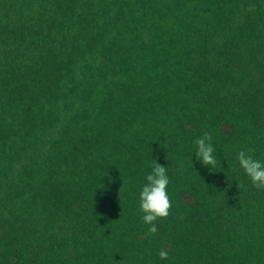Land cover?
Segmentation results:
<instances>
[{"label": "trees", "instance_id": "16d2710c", "mask_svg": "<svg viewBox=\"0 0 264 264\" xmlns=\"http://www.w3.org/2000/svg\"><path fill=\"white\" fill-rule=\"evenodd\" d=\"M248 148L264 162V0H0V264H264Z\"/></svg>", "mask_w": 264, "mask_h": 264}, {"label": "clouds", "instance_id": "9594fccd", "mask_svg": "<svg viewBox=\"0 0 264 264\" xmlns=\"http://www.w3.org/2000/svg\"><path fill=\"white\" fill-rule=\"evenodd\" d=\"M241 7L245 8L244 5H241ZM245 10L254 11L255 5L249 4ZM195 146L196 160L202 166H211V169L215 168L217 159L214 155L212 133L204 132L202 136L195 140ZM253 151L251 148L239 150L237 161L239 168L243 170L253 187L258 190H264V162L254 158ZM145 180L146 182L139 193V209L143 213V222L149 225L148 233L154 235L158 231L156 221L166 219L172 208V202L167 191L169 185L167 168L154 160L151 165V171L146 175ZM158 255L161 260H166L169 252L167 248H162Z\"/></svg>", "mask_w": 264, "mask_h": 264}]
</instances>
